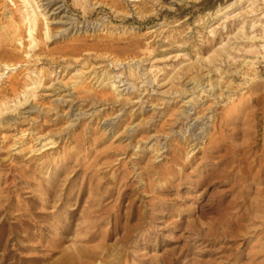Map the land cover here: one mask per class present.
<instances>
[{"label": "rangeland", "instance_id": "374dc122", "mask_svg": "<svg viewBox=\"0 0 264 264\" xmlns=\"http://www.w3.org/2000/svg\"><path fill=\"white\" fill-rule=\"evenodd\" d=\"M235 1L0 0V264H264V0Z\"/></svg>", "mask_w": 264, "mask_h": 264}, {"label": "bare ground", "instance_id": "6f19581e", "mask_svg": "<svg viewBox=\"0 0 264 264\" xmlns=\"http://www.w3.org/2000/svg\"><path fill=\"white\" fill-rule=\"evenodd\" d=\"M25 2V0H23ZM236 3L239 2V0H236L235 1ZM234 3V2H232ZM231 4V3H230ZM224 8V7H222ZM219 11V9H218ZM35 21H36V14L34 12H30V13H27V23H28V36H29V39L32 41L33 38H32V30H33V27L35 26ZM119 65H121L122 63L121 62H118ZM14 66H11L9 64H2V70L6 71L5 74H7V71L8 70H14ZM4 73L0 72V77L3 75ZM112 86L115 88L116 90V87L114 84H112ZM263 195V194H262ZM260 197H261V194H260ZM262 200H261V204L258 205V207L260 208H264V195L263 197H261ZM258 202V201H257ZM264 212V211H263Z\"/></svg>", "mask_w": 264, "mask_h": 264}]
</instances>
